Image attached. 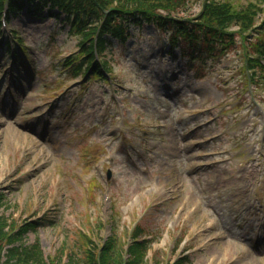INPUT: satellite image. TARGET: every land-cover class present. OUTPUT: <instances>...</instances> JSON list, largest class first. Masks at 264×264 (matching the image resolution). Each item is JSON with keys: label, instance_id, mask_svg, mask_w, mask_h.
Returning a JSON list of instances; mask_svg holds the SVG:
<instances>
[{"label": "rangeland", "instance_id": "obj_1", "mask_svg": "<svg viewBox=\"0 0 264 264\" xmlns=\"http://www.w3.org/2000/svg\"><path fill=\"white\" fill-rule=\"evenodd\" d=\"M199 10L190 2L177 15ZM45 15L23 9L9 21L30 66L15 65L13 78L0 61V213L17 226L45 223L22 241L78 253V231L101 240L114 216L119 230L142 222L161 264L182 254L190 264H264V83L247 79L242 45L190 63L179 45L164 50L170 31L145 25L107 51L116 87L85 84L58 72L79 36L63 15ZM86 213L107 229L86 225Z\"/></svg>", "mask_w": 264, "mask_h": 264}, {"label": "trees", "instance_id": "obj_2", "mask_svg": "<svg viewBox=\"0 0 264 264\" xmlns=\"http://www.w3.org/2000/svg\"><path fill=\"white\" fill-rule=\"evenodd\" d=\"M8 1L14 10L27 6L32 14H39L45 8L49 16L57 17L60 11L65 14L64 22L80 34L79 51L65 57L60 69L63 72L65 69V73L72 78L81 75L86 80L99 79L110 83L106 73L112 74L114 69L108 56L103 55L104 52L112 50L114 39L119 46H123L132 37L130 27L150 24L163 28L174 26L175 35L171 42L181 44L183 51L193 60L204 61L209 55L230 50L238 42L245 50L253 46L260 56H245L244 68L252 80L256 77L264 80L263 43L256 41L257 38L249 39L252 34L260 33L259 29L264 30V16L262 24L256 23L264 12L261 5L264 0H249L239 7L230 0H200L199 13L193 18H180L174 13L190 1L197 0ZM2 3L3 0H0V15ZM97 53L101 56L98 60ZM2 199L0 196V203ZM41 224L25 222L17 232H13L15 222H8L0 213V264H99L97 257H100V264L161 263L158 251L154 250L150 259L147 256L152 241L144 237L148 230L142 225L137 229L126 257L122 254L123 243L118 241L114 233L99 248L85 232L80 231L78 234L84 241L81 251L74 253L68 249L65 252L66 247L63 245L45 260L38 240L28 245L21 241L24 232L36 229ZM185 262L187 259L182 258L176 264Z\"/></svg>", "mask_w": 264, "mask_h": 264}]
</instances>
